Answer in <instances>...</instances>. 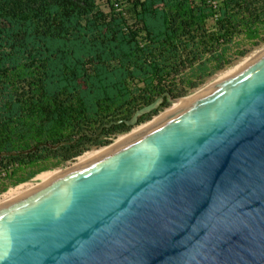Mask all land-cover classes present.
<instances>
[{
    "label": "water",
    "instance_id": "1",
    "mask_svg": "<svg viewBox=\"0 0 264 264\" xmlns=\"http://www.w3.org/2000/svg\"><path fill=\"white\" fill-rule=\"evenodd\" d=\"M0 264H264V49L1 203Z\"/></svg>",
    "mask_w": 264,
    "mask_h": 264
},
{
    "label": "trees",
    "instance_id": "2",
    "mask_svg": "<svg viewBox=\"0 0 264 264\" xmlns=\"http://www.w3.org/2000/svg\"><path fill=\"white\" fill-rule=\"evenodd\" d=\"M253 1L221 0L207 31L204 2L134 0L139 42L120 12L105 13L95 0H0V175L18 172L14 185L35 175L37 163L72 160L107 144L101 135L128 129L121 122L93 137L103 123L196 87L230 62L222 36H251L253 22L264 20V0L259 8Z\"/></svg>",
    "mask_w": 264,
    "mask_h": 264
},
{
    "label": "rangeland",
    "instance_id": "3",
    "mask_svg": "<svg viewBox=\"0 0 264 264\" xmlns=\"http://www.w3.org/2000/svg\"><path fill=\"white\" fill-rule=\"evenodd\" d=\"M96 5L98 8H100L102 11L105 13H109L111 11L118 12L116 10H119L121 12V15L123 16L124 19V26L130 27L139 42L143 41L144 34L143 31L140 28V24L135 20L133 14H132V5L134 0H95ZM193 2L198 5L201 4V2H204V6L209 8V12L205 13L204 17V23H205V29L207 31H212L215 28V20L218 15V7L221 6V0H193ZM254 2V3H253ZM252 2V5L250 7H258L261 6L260 4H263V0H254ZM253 29H252V34H249L247 31H243L241 33H234L231 37L229 38V34H226L225 36H222V38L219 39L220 41V46L219 48H226L225 53L222 54L223 59H229L230 62L226 63L222 68L213 70L212 72H208L207 69L205 72H208L203 81L199 83L196 87L194 88H189L185 87L184 91L181 95L177 97H168L166 98V94H161L162 95V100L158 104V106L155 108L156 112L153 114H150L149 117H144L145 114H142L139 119H137L136 124L133 126H128L127 130H120L117 132L113 133H108V134H103L101 135L98 139L99 140H107L108 143L105 145L101 146H94L90 145L87 150L84 152L90 151V150H97L100 148H105L108 147L109 145H112L113 143H116L119 140V137H126L129 133L132 132L135 128H138V126H142L146 123H149L153 121L155 117L160 115L161 113L165 112L169 108L172 107L173 101L176 99L184 98L190 95L195 94L196 92L200 91L213 81L217 80L239 64H241L246 58H250L256 53L260 52L261 50L264 49V20L262 17L256 19L253 22ZM240 50H244L243 55H238V52ZM188 72V69L182 70V74H186ZM160 95L155 96L154 98L158 97ZM172 100V101H171ZM82 152L81 154H83ZM80 154V155H81ZM78 155V156H80ZM77 156V157H78ZM73 158L72 160L66 161V162H58L56 159L51 158L46 161H42L40 163H37L34 167L32 168H39V171L33 175L32 177L26 179L23 182L16 183L14 185L10 184V178H14L15 176H18V172L14 174V176L10 178H6L3 175H0V187L1 186H6L4 191L0 192V196L8 192L10 189L15 188L19 185L22 184H38L40 183V180L37 178L39 174L53 171V170H65L72 166L76 162V158Z\"/></svg>",
    "mask_w": 264,
    "mask_h": 264
},
{
    "label": "bare ground",
    "instance_id": "4",
    "mask_svg": "<svg viewBox=\"0 0 264 264\" xmlns=\"http://www.w3.org/2000/svg\"><path fill=\"white\" fill-rule=\"evenodd\" d=\"M247 59H249V58H246L245 60H247ZM245 60H244V61H245ZM244 61H243V62H244ZM196 93H197V92H196ZM193 95H194V94H193ZM191 96H192V95L187 96V97H184V98H180V99H176V100H174V101H173V105H172V107L169 108L168 110H166L165 112L161 113V114L158 115L157 117H155V118L153 119V121H155L156 119H158L159 117H161L162 115H164L165 113H167L168 111H170L171 109H173L174 107H176L177 105H179L180 103H182L183 101H185L186 99H188V98L191 97ZM153 121H151V122H153ZM151 122L146 123V124H144V125H142V126H140V127L138 126V128H135L134 130H132V132L129 133L128 135H130V134L136 132L137 130L143 128L144 126L150 124ZM128 135H127V136H128ZM123 138H125V137H119V140H121V139H123ZM119 140H118V141H119ZM113 144H114V143H113ZM109 146H110V145H109ZM105 148H107V147H105ZM105 148H100V149H97V150H90V151L84 152L83 154H81L80 156H78V157L76 158V162H75L74 164H72V166H74V165H76L77 163H79V162H81V161H83V160H85V159L91 157L92 155H94V154L100 152L101 150H103V149H105ZM72 166H70V167H72ZM70 167H69V168H70ZM67 169H68V168H67ZM65 170H66V169H65ZM65 170H62V171H60V170H53V171L45 172V173L39 174V175L37 176V178L40 180V183H42L43 181H45V180H47V179H49V178H51V177H53V176H55V175H57V174L63 172V171H65ZM40 183H38V184H40ZM38 184H22V185H19V186L15 187V188L10 189L8 192H6V193L3 194L2 196H0V204L3 203V202H5V201H7V200H9V199H11V198H13V197H15V196H17V195H19V194H21V193H23V192H25L26 190H28V189H30V188H32V187L38 185Z\"/></svg>",
    "mask_w": 264,
    "mask_h": 264
},
{
    "label": "built area",
    "instance_id": "5",
    "mask_svg": "<svg viewBox=\"0 0 264 264\" xmlns=\"http://www.w3.org/2000/svg\"><path fill=\"white\" fill-rule=\"evenodd\" d=\"M116 11L120 12L119 10H116ZM120 14H121V12H120Z\"/></svg>",
    "mask_w": 264,
    "mask_h": 264
}]
</instances>
